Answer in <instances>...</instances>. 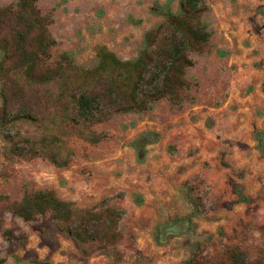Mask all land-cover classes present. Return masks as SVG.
I'll return each instance as SVG.
<instances>
[{
    "label": "rangeland",
    "instance_id": "obj_1",
    "mask_svg": "<svg viewBox=\"0 0 264 264\" xmlns=\"http://www.w3.org/2000/svg\"><path fill=\"white\" fill-rule=\"evenodd\" d=\"M16 0H0V6ZM167 0H39L52 20V59L71 52L92 67L105 46L121 59L136 57L146 30L162 21L151 11ZM180 0H173L177 9ZM209 53H193L181 105L168 98L143 112L115 113L91 127V139L64 125L44 130L20 123L22 133H62L68 166L44 157L6 160L0 194L20 200L26 189H54L79 207L122 209V238L106 248L81 244L61 231L51 213L31 221L6 212L0 255L7 264H185L203 256L218 264L239 246L257 259L264 249V0H206ZM140 19L136 24L129 20ZM65 131V132H64ZM242 188L243 201L237 193ZM135 195L143 203L135 201ZM183 222L180 233L162 227ZM15 238L8 240L4 231Z\"/></svg>",
    "mask_w": 264,
    "mask_h": 264
},
{
    "label": "trees",
    "instance_id": "obj_2",
    "mask_svg": "<svg viewBox=\"0 0 264 264\" xmlns=\"http://www.w3.org/2000/svg\"><path fill=\"white\" fill-rule=\"evenodd\" d=\"M156 2L151 11L162 21L144 33L143 45L132 59H121L105 46L97 50L92 67L79 65L71 52L52 59L57 41L52 20L39 7V0H16L0 6V134L1 155L9 161L44 157L58 167H66L72 152L64 149L62 133L37 137L24 134L20 123L53 130L64 125L68 132L91 139V127L115 113L143 112L168 98L181 105L183 91L191 87L187 76L194 65L193 53H209L212 31L204 19L210 10L206 0ZM129 20L140 23V19ZM65 132V131H64ZM264 140V130L258 131ZM264 149V143L259 144ZM237 193L247 200L242 188ZM135 201L143 203L140 195ZM6 212L31 221L51 213L57 227L78 243H94L106 248L122 238L119 222L123 211L117 207L96 210L64 200L54 189H26L20 200L0 194V223ZM264 228V225H263ZM15 238L11 229L4 231ZM0 264L7 258L0 255ZM34 264H50L34 260ZM185 264H213L203 256H192ZM218 264H264V249L257 259L239 247L225 248Z\"/></svg>",
    "mask_w": 264,
    "mask_h": 264
},
{
    "label": "water",
    "instance_id": "obj_3",
    "mask_svg": "<svg viewBox=\"0 0 264 264\" xmlns=\"http://www.w3.org/2000/svg\"><path fill=\"white\" fill-rule=\"evenodd\" d=\"M187 228V225L183 222H174L170 225H164L162 227V234L165 236L167 233H180Z\"/></svg>",
    "mask_w": 264,
    "mask_h": 264
}]
</instances>
